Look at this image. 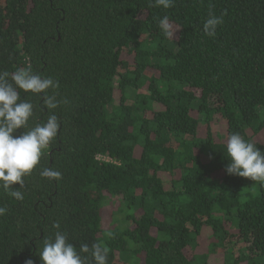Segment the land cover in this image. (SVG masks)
Here are the masks:
<instances>
[{
  "label": "trees",
  "instance_id": "16d2710c",
  "mask_svg": "<svg viewBox=\"0 0 264 264\" xmlns=\"http://www.w3.org/2000/svg\"><path fill=\"white\" fill-rule=\"evenodd\" d=\"M210 11L223 15L215 37ZM28 65L68 103L24 199L0 188V264H42L56 231L107 247V264H264V184L228 175L224 154L233 132L264 150V0H0V72ZM20 95L29 127L51 114Z\"/></svg>",
  "mask_w": 264,
  "mask_h": 264
},
{
  "label": "clouds",
  "instance_id": "9594fccd",
  "mask_svg": "<svg viewBox=\"0 0 264 264\" xmlns=\"http://www.w3.org/2000/svg\"><path fill=\"white\" fill-rule=\"evenodd\" d=\"M175 0H149L150 7L169 9ZM223 24V15L209 12L202 23V31L206 36L215 37L218 26ZM158 28L165 37L174 38L179 27H174L169 18L164 16L158 21ZM59 84L51 77L33 71L32 66L18 67L12 72H0V188L10 191L17 200L24 195L19 188L24 186V177L39 164L42 155L54 142L60 128V121L52 111L61 104L68 103L66 98L58 99L55 94L49 95V89H58ZM21 90L40 96L44 108L51 113L42 123L29 127V120L34 116L35 106L30 100L21 99ZM23 130L16 135L18 130ZM225 156L228 163L225 171L228 175L248 178L264 184V150L246 140L239 132L228 135L225 145ZM43 178L59 180L61 172L52 168H43ZM19 187H14V185ZM6 212L0 207V215ZM53 227L59 229L58 222ZM108 248L94 243L91 248L87 244L79 246L68 241L67 235L56 231L52 236L43 239L38 250L42 264H107ZM25 264H34L29 258Z\"/></svg>",
  "mask_w": 264,
  "mask_h": 264
},
{
  "label": "rangeland",
  "instance_id": "374dc122",
  "mask_svg": "<svg viewBox=\"0 0 264 264\" xmlns=\"http://www.w3.org/2000/svg\"><path fill=\"white\" fill-rule=\"evenodd\" d=\"M215 129H216V131H219V125L217 124V122H216V124H215ZM100 159H102V160H110V158L107 157V156H100ZM106 210H107V207H106ZM110 221H111V220L108 219V220H106V223H105L106 227H108V228H109V226H110V224H111ZM209 232H211V229H207V230L204 232V235H208ZM201 244H202V245L199 247L198 251L201 252V253H207V254L209 255L210 248H209V250L205 248L206 240L203 239L202 242H201ZM207 245H208V244H207ZM215 245H216V244H215ZM208 246H209V245H208ZM240 246H241V245H240ZM242 248H243V247H242ZM211 249H212V250H211L212 254H213V253L215 254V253L217 252V248H216V246L212 247ZM234 252L237 253L238 250H235ZM246 254H248V252H247ZM236 256H238V253H237ZM243 257H244V259L242 260L241 264H249V262H248V260H249L248 255H245V256H243ZM247 258H248V259H247ZM222 260H224V257L222 258ZM215 263H216V264H222V262H221V261H218L217 259L215 260Z\"/></svg>",
  "mask_w": 264,
  "mask_h": 264
}]
</instances>
